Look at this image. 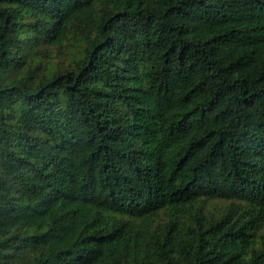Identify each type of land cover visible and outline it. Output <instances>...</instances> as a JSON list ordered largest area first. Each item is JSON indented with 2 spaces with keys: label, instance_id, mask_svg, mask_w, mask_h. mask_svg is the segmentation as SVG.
<instances>
[{
  "label": "trees",
  "instance_id": "obj_1",
  "mask_svg": "<svg viewBox=\"0 0 264 264\" xmlns=\"http://www.w3.org/2000/svg\"><path fill=\"white\" fill-rule=\"evenodd\" d=\"M263 221L264 0H0V264H264Z\"/></svg>",
  "mask_w": 264,
  "mask_h": 264
},
{
  "label": "rangeland",
  "instance_id": "obj_2",
  "mask_svg": "<svg viewBox=\"0 0 264 264\" xmlns=\"http://www.w3.org/2000/svg\"><path fill=\"white\" fill-rule=\"evenodd\" d=\"M80 50V46L78 44H73L72 41H66V43L58 47L57 45H42L40 47L39 55L41 61L44 63L45 61H50L53 65V69L63 68L65 67L69 61L72 59L74 54H77ZM23 72V67H20L17 64L11 65L9 68H6L2 75L1 80L3 83H9L10 81L18 78ZM239 201H231V200H221V199H210L203 200L196 203L197 206H201L205 213H221L223 212L225 207L233 206L236 207ZM166 214L164 212H160L157 216L156 221L162 222L166 218ZM264 232V221L261 224L260 228L253 232L254 235H258Z\"/></svg>",
  "mask_w": 264,
  "mask_h": 264
}]
</instances>
